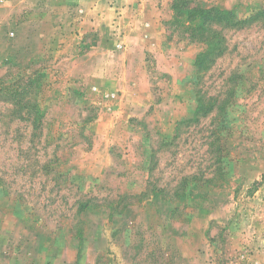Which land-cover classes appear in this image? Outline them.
<instances>
[{
    "label": "rangeland",
    "instance_id": "1",
    "mask_svg": "<svg viewBox=\"0 0 264 264\" xmlns=\"http://www.w3.org/2000/svg\"><path fill=\"white\" fill-rule=\"evenodd\" d=\"M189 1L205 71L172 0H0V264H264V0Z\"/></svg>",
    "mask_w": 264,
    "mask_h": 264
},
{
    "label": "trees",
    "instance_id": "2",
    "mask_svg": "<svg viewBox=\"0 0 264 264\" xmlns=\"http://www.w3.org/2000/svg\"><path fill=\"white\" fill-rule=\"evenodd\" d=\"M190 3L189 0H172V8L175 11L172 23L182 17L181 12L185 8L184 13L189 21L186 30L188 38L202 42L204 45L203 50L196 55L195 63L198 70L205 71L223 54L226 48L223 37L218 33L217 28L212 26L220 24L233 27L243 23L247 18L240 21L227 11L215 7L203 8L197 4L188 6ZM261 15H264V9L256 10V18ZM177 22L180 23L179 19Z\"/></svg>",
    "mask_w": 264,
    "mask_h": 264
},
{
    "label": "crops",
    "instance_id": "3",
    "mask_svg": "<svg viewBox=\"0 0 264 264\" xmlns=\"http://www.w3.org/2000/svg\"><path fill=\"white\" fill-rule=\"evenodd\" d=\"M159 0H133L131 7V17L127 20V31L132 32L133 35L140 34V28L142 24H149L150 30L153 33L155 29H159L160 18L158 15L155 17L157 9L154 8V4ZM170 0H160L161 7L164 9V13L167 14L168 3ZM127 7H124V9ZM123 9V8H122ZM123 9V10H124ZM152 11V15H148V10ZM158 13V12H157ZM154 34H158L157 31ZM157 36V35H156Z\"/></svg>",
    "mask_w": 264,
    "mask_h": 264
}]
</instances>
